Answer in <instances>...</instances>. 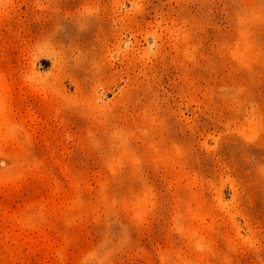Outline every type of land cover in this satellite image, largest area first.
<instances>
[{"label":"rangeland","instance_id":"1","mask_svg":"<svg viewBox=\"0 0 264 264\" xmlns=\"http://www.w3.org/2000/svg\"><path fill=\"white\" fill-rule=\"evenodd\" d=\"M0 264H264V0H0Z\"/></svg>","mask_w":264,"mask_h":264}]
</instances>
